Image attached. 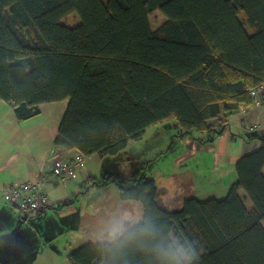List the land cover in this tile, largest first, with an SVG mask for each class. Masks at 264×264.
Masks as SVG:
<instances>
[{"label":"trees","instance_id":"16d2710c","mask_svg":"<svg viewBox=\"0 0 264 264\" xmlns=\"http://www.w3.org/2000/svg\"><path fill=\"white\" fill-rule=\"evenodd\" d=\"M154 10L164 20L152 28ZM262 83L264 0H0V101L21 121L65 100L53 144L84 158L120 154L166 120L178 124L177 141L202 132L197 140L211 142L229 115L253 104L249 90ZM256 138L220 199L187 196L168 210L143 174L147 163L126 178L89 179L114 183L121 201L139 202L141 224L154 229L151 243L191 242L193 264H264V135ZM67 258L155 264L147 251L108 253L95 241Z\"/></svg>","mask_w":264,"mask_h":264},{"label":"crops","instance_id":"0c3cea01","mask_svg":"<svg viewBox=\"0 0 264 264\" xmlns=\"http://www.w3.org/2000/svg\"><path fill=\"white\" fill-rule=\"evenodd\" d=\"M261 99L262 101L259 105L251 104L246 107L241 105L237 111L229 115L227 117L228 126L226 130L211 142H199L197 140V138L203 137L204 134L202 132L192 133L184 139L178 140L180 142L179 151L181 152L179 155L176 154L170 167V175L175 179L178 188L183 191H189L191 193L190 196H193L199 187H201L200 189L203 187L202 191L205 193L207 192L205 187L211 189L207 193H215V188L221 189L222 192L227 191L236 178L235 162L239 157L255 150L259 146V140L256 135L245 136V134L257 131V135H264V95ZM65 107V100L45 103L40 106L39 114L29 119L18 121L13 114L11 106L6 102L0 101V209L11 210V206L16 207L11 203L8 195L9 190L13 186L23 182H41L44 180L41 188L46 194L47 201L43 207L28 213L26 217L34 215L35 217H41L39 219L46 218L47 210L49 212L58 211L61 216L76 212L75 208L66 207L67 203L65 202H63L64 205L58 204L60 200L52 202L49 199L52 190L48 186L53 184V189L55 190L60 188V185L65 187V185L72 183L80 186L78 181L94 176V172H90L85 168L88 160H92L94 165H96L99 164L101 157L96 154L86 156L84 158V167L79 170L75 177L64 179L46 178L51 175L55 160L69 159L78 153L75 148L64 149L53 144ZM116 156L119 155L117 154ZM109 157L115 158V156ZM156 185L160 192L159 202H162L165 206L172 207L167 209H178L184 197L178 201L176 200L173 204H170L169 199H167V204H165L162 201L165 186L157 183ZM61 188L63 190V187ZM45 190L50 192L48 193ZM62 199H66L65 195ZM50 204L58 205L47 209ZM120 204L126 205L122 206ZM130 204L129 201H123L122 203L118 201L113 206H103L101 208L102 211L105 209L107 214H97L96 212V215L91 213L93 209L88 211L87 208H81L80 211L76 212V224L82 226L83 220L87 216V223L93 227V230L99 231L109 220L108 214L110 213L108 212L112 210L114 216L129 212ZM82 210L83 213L80 214ZM15 217L17 220L19 219L18 211ZM26 217H20V219L24 220L25 223L27 222ZM75 232H73L74 235ZM9 233L10 230L0 232V237ZM24 248L26 249V247L19 245L3 248L0 244V249L8 252L6 258L0 257V263L11 264L12 262L15 264L21 259L20 254Z\"/></svg>","mask_w":264,"mask_h":264},{"label":"rangeland","instance_id":"374dc122","mask_svg":"<svg viewBox=\"0 0 264 264\" xmlns=\"http://www.w3.org/2000/svg\"><path fill=\"white\" fill-rule=\"evenodd\" d=\"M148 19L150 26L155 28L163 22L164 16L160 11L154 10L148 15ZM178 131L179 126L174 120H166L154 124L144 132L140 139L128 142L129 144L122 150V153L118 154L119 156L115 155V158L103 156L100 158L99 164L96 165H94L92 160H88L85 168L90 172H94L93 177L96 182H99L106 174L126 178L135 169L147 163L143 169L144 176L153 178L158 185L163 184L165 191L162 194V201L167 204V199H169L170 204H173L176 200L178 201L191 194L189 191H183L181 188H178L175 179L170 175L173 159L176 157V154L179 155L181 152L179 151L180 142L175 137ZM172 139H174V142ZM78 172H76L75 176ZM78 183L80 186L72 183L65 185V187L60 185V188L56 190L53 189L54 186L51 184V186H48L52 190L50 196L48 194L49 199L52 202L60 200L58 202L59 205H64L63 202H65L67 203L66 207L75 208L76 212L80 211L81 208H87L88 211L93 209L91 213L94 215H96V212L97 214H107L105 209L101 210L103 206L110 207L118 201L120 203L123 202L119 199L118 187L114 183L102 187L95 182L92 183L89 178L82 179ZM61 187H63V190ZM200 188L194 192L193 196L201 200L209 197L220 199L226 195V192H222L221 189L215 188V193H207L211 189L205 187L207 190L205 193L202 191L203 187L202 189ZM45 191L50 192L48 190ZM240 193L242 196H246L242 189ZM64 195L66 199H62ZM129 202L131 203L130 211L140 220L142 213L141 205L137 201ZM58 204H50V206H47V209L49 207H56ZM160 204L165 208H172L168 207V205L165 206L162 202ZM9 205L11 204L9 203ZM120 205L124 206L126 204ZM245 205L248 207L251 205L248 199H246ZM17 211L21 218L26 217L27 214L17 207L11 206V210L0 209V232L10 230L9 234L0 237L1 246L3 248H8L11 245L26 247L20 254L21 259L15 264H70L67 258L68 254L87 241L94 242L95 235L98 232L93 230V227L87 223V216L83 220V225L78 226L76 224V212L61 216L58 211L49 212L47 210L48 214L46 218L39 219L41 217L31 215L26 217L27 222L24 223V220L20 219V217L18 220L16 219ZM82 213L83 210L80 214ZM108 213H110L108 214L109 219L114 216L112 210ZM76 228L77 231L75 232ZM73 232H75V235ZM7 253L4 249H0L1 258H6ZM11 264L14 263L11 262Z\"/></svg>","mask_w":264,"mask_h":264},{"label":"clouds","instance_id":"9594fccd","mask_svg":"<svg viewBox=\"0 0 264 264\" xmlns=\"http://www.w3.org/2000/svg\"><path fill=\"white\" fill-rule=\"evenodd\" d=\"M154 229L145 228L131 211L111 217L95 235V243L108 253L122 252L126 247H135L137 251L149 252L155 264H193L199 256L191 242L188 246L173 241L151 243L148 237Z\"/></svg>","mask_w":264,"mask_h":264},{"label":"built area","instance_id":"2783aa9c","mask_svg":"<svg viewBox=\"0 0 264 264\" xmlns=\"http://www.w3.org/2000/svg\"><path fill=\"white\" fill-rule=\"evenodd\" d=\"M249 93L252 97L253 104L259 105L264 95V83L250 89ZM83 167L84 157L78 152L72 158L55 160L52 173L46 178H72ZM43 181L23 182L13 186L8 193L11 203L27 214L43 207L47 201L46 194L41 188Z\"/></svg>","mask_w":264,"mask_h":264},{"label":"water","instance_id":"95a60500","mask_svg":"<svg viewBox=\"0 0 264 264\" xmlns=\"http://www.w3.org/2000/svg\"><path fill=\"white\" fill-rule=\"evenodd\" d=\"M257 134H258L257 131H251L250 133L245 134V136L257 135Z\"/></svg>","mask_w":264,"mask_h":264},{"label":"flooded vegetation","instance_id":"af4514ba","mask_svg":"<svg viewBox=\"0 0 264 264\" xmlns=\"http://www.w3.org/2000/svg\"><path fill=\"white\" fill-rule=\"evenodd\" d=\"M1 264V263H0Z\"/></svg>","mask_w":264,"mask_h":264}]
</instances>
